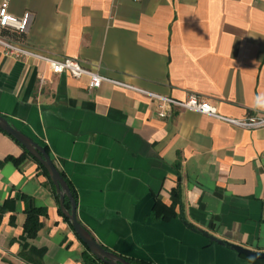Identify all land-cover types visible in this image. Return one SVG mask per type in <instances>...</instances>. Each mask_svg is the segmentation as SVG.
I'll list each match as a JSON object with an SVG mask.
<instances>
[{
  "label": "crops",
  "instance_id": "1",
  "mask_svg": "<svg viewBox=\"0 0 264 264\" xmlns=\"http://www.w3.org/2000/svg\"><path fill=\"white\" fill-rule=\"evenodd\" d=\"M9 2L33 13L34 50L178 100L196 93L225 117L264 116V0ZM89 83L0 52V114L47 147L95 239L148 264H264L230 247L264 252V126L169 105L161 118L145 94ZM29 205L46 209L34 237ZM86 250L37 159L0 130V264H86Z\"/></svg>",
  "mask_w": 264,
  "mask_h": 264
},
{
  "label": "built area",
  "instance_id": "2",
  "mask_svg": "<svg viewBox=\"0 0 264 264\" xmlns=\"http://www.w3.org/2000/svg\"><path fill=\"white\" fill-rule=\"evenodd\" d=\"M33 13L26 11L22 16H16L10 11L9 0L0 1V52L7 57L27 62L36 60L49 66L51 71L56 74L70 73L76 78L87 75L90 78L89 88H98L104 81L138 91L151 97L157 104V114L161 118H166L168 113L165 106H176L181 109L196 111L202 114L220 118L230 124L246 128H258L264 126L263 117H251L245 119H234L222 116L218 113L217 107L196 93H189L184 100L164 96L150 92L129 83L111 80L100 74L98 71L84 67L81 62L71 57L53 58L42 52L30 48L24 36L28 32Z\"/></svg>",
  "mask_w": 264,
  "mask_h": 264
},
{
  "label": "water",
  "instance_id": "3",
  "mask_svg": "<svg viewBox=\"0 0 264 264\" xmlns=\"http://www.w3.org/2000/svg\"><path fill=\"white\" fill-rule=\"evenodd\" d=\"M0 129L22 145L25 150L37 159V161L46 169L49 178L55 187L56 193L59 195L60 208L63 215L68 219L75 234L86 245L90 253L99 261L106 264H135L127 258L105 248V246L100 244L89 230L79 222L77 218V201L71 192L68 182L62 176L46 148L38 144L30 136L15 126L6 116L1 114ZM66 199L70 201V208H67L66 206ZM203 234L212 242H216L220 245L225 244L222 240H219L206 232H203ZM230 247L246 257L252 259H264V252L259 253L235 244H230Z\"/></svg>",
  "mask_w": 264,
  "mask_h": 264
},
{
  "label": "trees",
  "instance_id": "4",
  "mask_svg": "<svg viewBox=\"0 0 264 264\" xmlns=\"http://www.w3.org/2000/svg\"><path fill=\"white\" fill-rule=\"evenodd\" d=\"M45 148L47 150V147H45ZM47 152H48V150H47ZM8 159H12L16 163H19V161H21L22 158L9 157ZM38 164H39L41 170L49 177L46 169L39 162H38ZM61 174L65 178V180L68 182V184L71 188V192L76 199V195H75L69 181L67 180V178L65 177V175L62 172H61ZM49 180H50V178H49ZM50 183H51V186L53 188V191L55 192V195L59 199V195L56 193L55 187H54L53 183L51 182V180H50ZM76 201H77V199H76ZM66 206H67V208H70V201L68 199H66ZM155 208H156V206H155ZM25 209L27 212V221L25 224L24 233L26 234L27 237H34L40 228L39 216L45 214L46 209L41 208V207L32 206V205L27 206ZM128 260H130L131 262H133L135 264H148V263H144V262H137L136 260H132L129 258H128ZM84 261L86 264H98V260L96 259V257L93 256V254H91L88 250H86L84 253Z\"/></svg>",
  "mask_w": 264,
  "mask_h": 264
}]
</instances>
